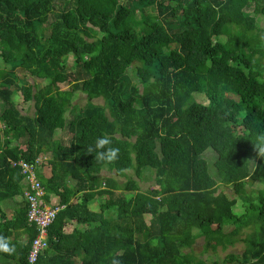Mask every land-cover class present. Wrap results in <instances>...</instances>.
<instances>
[{
	"label": "trees",
	"instance_id": "obj_1",
	"mask_svg": "<svg viewBox=\"0 0 264 264\" xmlns=\"http://www.w3.org/2000/svg\"><path fill=\"white\" fill-rule=\"evenodd\" d=\"M262 21L264 0H0V236L15 247L0 264H29L37 235L12 162L46 154L37 178L64 207L34 264H264V188H247L264 187ZM103 136L114 163L87 153ZM199 238L202 253L245 247L209 263Z\"/></svg>",
	"mask_w": 264,
	"mask_h": 264
},
{
	"label": "rangeland",
	"instance_id": "obj_2",
	"mask_svg": "<svg viewBox=\"0 0 264 264\" xmlns=\"http://www.w3.org/2000/svg\"><path fill=\"white\" fill-rule=\"evenodd\" d=\"M261 28L264 29V21L261 22L260 24ZM8 67L0 60V71H3V69H7ZM135 68V65H133L131 67V69ZM130 73V72H128ZM22 73L19 74L20 77H22ZM31 81H33L32 78H29ZM34 84L35 83H38V84H44V82L42 81H39V80H34L33 81ZM141 89V91L144 90L143 86L142 85H138ZM63 89H67L69 87V85H62L61 86ZM195 98L199 101H202L203 103H206V98L203 96V95H199V94H195L194 95ZM77 102L80 103V104H84L85 103V94L82 93V92H79L78 93V97H77ZM96 103H103V100L102 99H97L95 100ZM17 106H18V109H20V111L23 113V114H28V115H32L34 113V104L32 102H23L21 101L20 99L17 101ZM12 119V118H10ZM66 135V136H65ZM65 136V139H63ZM54 138L55 139H63L65 142H67L69 139H70V135L69 134H63L62 131L58 130L55 135H54ZM22 148H24V146H22ZM24 150H26L24 148ZM204 158L207 159L208 163L210 162L211 165L216 161V155L215 153L213 152L212 149H208L207 151H205L204 153ZM40 157H43V161L47 160L48 158H50V154H46L45 156H40ZM47 158V159H46ZM209 163V165H210ZM211 168L213 166H210ZM41 168V171H42V174L46 175H50V170H49V167L47 165H41L40 166ZM209 169V171L211 172L212 174V169ZM115 173V174H114ZM112 175L115 176V178L118 179V181L120 183L123 182V180H125V174H127L128 176H132L134 177L133 175V172L132 171H128V172H123V171H120L119 169L117 171H115ZM69 185H74V182L71 181L69 179ZM140 187L142 190L144 191H147L148 189H151V187H154V181L152 180V178L150 177L149 173L147 172V174H144L143 175V178L142 180H140ZM248 188V191L251 193V196H255L257 197L258 193H256L257 191H261L263 190V185L259 182H256L252 185H249L247 186ZM262 188V189H260ZM224 190L228 193V194H231V189L230 188H224ZM256 191V192H255ZM255 194V195H254ZM232 196H233V193H232ZM54 197V196H52ZM51 197V198H52ZM103 202L102 199L100 200H97L94 204H92V208L93 209H97L98 206H99V203ZM56 203H59L58 199L56 200ZM11 207V206H10ZM13 207V206H12ZM11 207V208H12ZM148 219V217H147ZM249 232V230H243V232H241V234L239 235V239L243 236H245L247 233ZM203 239L202 238H199L196 243L192 246V253L196 256V257H199V258H202V259H205L207 260L209 263L213 260H216V259H223L226 257V255H228L229 253H240L245 245L240 241V242H235V244L233 246H230L228 249L226 250H222L220 248L217 249L216 252H213V251H208V252H205V253H202L203 251ZM189 249H184L183 251L186 252L188 251Z\"/></svg>",
	"mask_w": 264,
	"mask_h": 264
},
{
	"label": "built area",
	"instance_id": "obj_3",
	"mask_svg": "<svg viewBox=\"0 0 264 264\" xmlns=\"http://www.w3.org/2000/svg\"><path fill=\"white\" fill-rule=\"evenodd\" d=\"M43 159L39 156L34 161L19 160L12 162L13 167L21 168L24 182L23 195L28 205V222L37 228V235L32 242L28 257L29 264H34L39 254L46 249L49 227L55 220L58 211L64 207L59 203L52 205L45 198L46 192L36 174L38 167L43 163Z\"/></svg>",
	"mask_w": 264,
	"mask_h": 264
},
{
	"label": "clouds",
	"instance_id": "obj_4",
	"mask_svg": "<svg viewBox=\"0 0 264 264\" xmlns=\"http://www.w3.org/2000/svg\"><path fill=\"white\" fill-rule=\"evenodd\" d=\"M111 139L108 136L97 138L95 145L87 147V153L95 152V160L98 162L114 163L118 157L120 149L111 146ZM259 157L264 158V147H260L257 151ZM0 252L12 255L15 247L10 244L7 238L0 236Z\"/></svg>",
	"mask_w": 264,
	"mask_h": 264
},
{
	"label": "crops",
	"instance_id": "obj_5",
	"mask_svg": "<svg viewBox=\"0 0 264 264\" xmlns=\"http://www.w3.org/2000/svg\"><path fill=\"white\" fill-rule=\"evenodd\" d=\"M25 148V147H24ZM23 148V149H24ZM40 172H41V175H43L44 177H46V175H44V174H42V171H41V169H40ZM50 175H47V177H49ZM22 185H24V182H22ZM52 196H50V195H48V197L46 198V200H48L49 202L48 203H51L52 205L53 204H56V200H57V198L56 197H52ZM24 198V197H23ZM23 198L22 197H16V198H14V199H9V200H7V201H4L2 204H3V207H4V209H5V211L8 213V216L9 217H11L12 215H13V212H14V210L17 208V206H18V204L19 203H21V202H23L22 200H23ZM12 208H11V207ZM68 227L69 228H67V230L68 231H71L72 229H73V227H75V225L74 224H71V226H70V224L68 225Z\"/></svg>",
	"mask_w": 264,
	"mask_h": 264
}]
</instances>
